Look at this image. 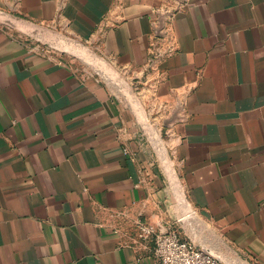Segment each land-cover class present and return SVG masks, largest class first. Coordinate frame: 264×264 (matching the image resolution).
<instances>
[{"label":"crops","instance_id":"obj_1","mask_svg":"<svg viewBox=\"0 0 264 264\" xmlns=\"http://www.w3.org/2000/svg\"><path fill=\"white\" fill-rule=\"evenodd\" d=\"M1 15L136 87L186 204L120 81L0 22V264H158L126 237L137 220L264 264V0H0Z\"/></svg>","mask_w":264,"mask_h":264},{"label":"built area","instance_id":"obj_2","mask_svg":"<svg viewBox=\"0 0 264 264\" xmlns=\"http://www.w3.org/2000/svg\"><path fill=\"white\" fill-rule=\"evenodd\" d=\"M164 31L166 30H162L163 33ZM175 50V44L171 40L154 43L151 47V62L154 63L170 56ZM123 217L126 221L128 220L126 215ZM122 230L123 228L115 229L117 234L122 233ZM125 233L133 244L143 247L152 245L158 264H229L209 252L205 247L183 238L176 229L158 232L153 225L137 220Z\"/></svg>","mask_w":264,"mask_h":264},{"label":"water","instance_id":"obj_3","mask_svg":"<svg viewBox=\"0 0 264 264\" xmlns=\"http://www.w3.org/2000/svg\"><path fill=\"white\" fill-rule=\"evenodd\" d=\"M0 22L11 27L14 29H23L22 26L25 25L27 26V30L31 31L33 34H38V33H46L49 32L50 30L34 25L33 23H30L28 21L22 20V19H12L10 17H6V16H0ZM111 70H113L116 74L117 72L109 65H107ZM117 79L118 81H120L123 86L127 89L130 97L133 100V103L135 104V107L139 113V116L145 126V129L147 131V136L149 138V141L151 142L153 148L157 151L158 157L161 160V163L169 177L170 183L172 184L173 189L176 191L178 197H179V201L182 204H186V198L185 195L181 189V184L179 182V177L172 165L171 159L167 153V151L165 150V148L163 147L161 141L156 140L154 138V133L152 131L153 126L151 125L147 115L144 113L141 104L138 100V98L136 97V95L133 92V89L129 87V85L124 81V79L119 76L117 74Z\"/></svg>","mask_w":264,"mask_h":264},{"label":"rangeland","instance_id":"obj_4","mask_svg":"<svg viewBox=\"0 0 264 264\" xmlns=\"http://www.w3.org/2000/svg\"><path fill=\"white\" fill-rule=\"evenodd\" d=\"M16 33L23 37L25 40L31 43V45L40 46L41 48L48 51L51 55L64 58L71 62L75 67H77L80 71H95L92 66L87 60V57H89L88 54V48L85 47V45L78 43L77 41L71 39L70 37L65 36L61 32L53 31L54 36L49 37L48 32L46 33H38L33 34L31 31H28L27 29H16ZM70 44L73 48H79L77 52L79 51L80 55L78 53H73L67 49V46ZM81 50V51H80ZM83 53V55H82ZM84 56V57H83ZM133 92L138 98L140 102V96L138 94V91L136 87L133 88ZM161 141L163 142V139L161 138Z\"/></svg>","mask_w":264,"mask_h":264},{"label":"bare ground","instance_id":"obj_5","mask_svg":"<svg viewBox=\"0 0 264 264\" xmlns=\"http://www.w3.org/2000/svg\"><path fill=\"white\" fill-rule=\"evenodd\" d=\"M22 28L24 29H27L28 27L27 26H25V25H23L22 26ZM48 36L49 37H52V36H54V32L53 31H49L48 32ZM53 38V37H52ZM68 45H70V44H68ZM67 49L69 50V51H71V52H73V53H78L79 55H80V53H79V51L77 52V50L79 49V48H73L71 45L70 46H67ZM81 51V50H80ZM82 55H83V53H82ZM89 57H87V60L89 61V63L88 64H90L92 67H94V68H96L97 70H99V71H101L103 74H105V75H108V76H110V78H112L115 82H117L118 81V79H117V74L113 71V70H111L108 66H107V64L104 62V61H102L101 59H98V58H96L92 53H89L88 52V54H87ZM81 56V55H80ZM84 57V56H83ZM119 82V81H118ZM120 84H121V82H119ZM122 85V84H121ZM152 131H153V133L155 134L154 135V138L156 139V140H158L159 141V135L155 132V130L152 128Z\"/></svg>","mask_w":264,"mask_h":264}]
</instances>
